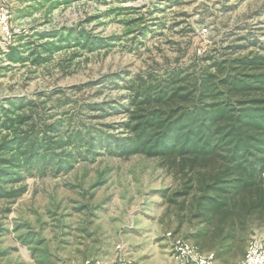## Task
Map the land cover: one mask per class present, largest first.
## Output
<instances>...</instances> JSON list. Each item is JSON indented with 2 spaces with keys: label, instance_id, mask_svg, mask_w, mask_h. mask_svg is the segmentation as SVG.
I'll return each mask as SVG.
<instances>
[{
  "label": "rangeland",
  "instance_id": "374dc122",
  "mask_svg": "<svg viewBox=\"0 0 264 264\" xmlns=\"http://www.w3.org/2000/svg\"><path fill=\"white\" fill-rule=\"evenodd\" d=\"M3 1L9 5L12 37L2 40L0 30V50L26 43L37 31L64 26L84 25L93 35L119 39L93 51L69 47L39 66L11 63L0 54V99L60 89L58 97L65 103L58 111L79 113L94 124L125 120L120 109L95 119L101 114L88 112L87 105L125 103L124 80L134 76L160 77L193 63L199 69L204 64L195 56L206 51L217 60L264 57V0H70L52 9L48 1L42 6ZM116 7L128 14L105 16ZM136 18H142L147 34L123 36V19ZM20 34V42L13 39ZM74 53L78 56L71 58ZM179 167L163 158H118L103 151L67 172L25 175L20 197L0 199V264H171L167 234L184 237L189 229L187 222L179 224L187 212L177 194L186 179ZM250 220L245 238L220 263L241 260L252 237L264 240V216L254 213Z\"/></svg>",
  "mask_w": 264,
  "mask_h": 264
},
{
  "label": "trees",
  "instance_id": "16d2710c",
  "mask_svg": "<svg viewBox=\"0 0 264 264\" xmlns=\"http://www.w3.org/2000/svg\"><path fill=\"white\" fill-rule=\"evenodd\" d=\"M29 1L40 6L48 1L49 9L70 2ZM120 11L128 14L116 7L105 16ZM122 23L123 36L147 34L142 18ZM32 37L0 54L11 63L39 66L69 47L93 51L119 40L93 35L84 25L37 31ZM195 59L204 66L197 69L193 63L160 77L149 73L124 80L127 94L121 105V100L87 105L88 112L101 114L95 119L111 110L126 113L117 125L58 111L65 103L58 97L60 89L0 99V199L20 197L25 175L67 172L103 151L118 158L140 154L167 159L186 177L177 194L187 209L179 224H189L184 237L171 235L221 259L245 238L252 215L264 216V57L217 60L206 51ZM52 98L55 111L49 112Z\"/></svg>",
  "mask_w": 264,
  "mask_h": 264
},
{
  "label": "built area",
  "instance_id": "2783aa9c",
  "mask_svg": "<svg viewBox=\"0 0 264 264\" xmlns=\"http://www.w3.org/2000/svg\"><path fill=\"white\" fill-rule=\"evenodd\" d=\"M11 13L9 5L0 0V30L5 40L11 39ZM170 239L171 256L174 264H221L211 253L201 252L195 245L178 236L167 234ZM86 264H136L131 260H119L107 263L100 260L88 261ZM237 264H264V240L252 237L244 257Z\"/></svg>",
  "mask_w": 264,
  "mask_h": 264
},
{
  "label": "crops",
  "instance_id": "0c3cea01",
  "mask_svg": "<svg viewBox=\"0 0 264 264\" xmlns=\"http://www.w3.org/2000/svg\"><path fill=\"white\" fill-rule=\"evenodd\" d=\"M170 260H171V264H174V260H173L172 256H170ZM239 261L240 260H237V261H235V263H232V264H237ZM221 264H223V263H221Z\"/></svg>",
  "mask_w": 264,
  "mask_h": 264
}]
</instances>
